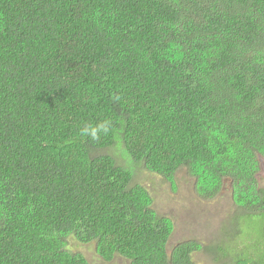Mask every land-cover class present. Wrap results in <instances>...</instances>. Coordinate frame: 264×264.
Segmentation results:
<instances>
[{
    "label": "trees",
    "instance_id": "1",
    "mask_svg": "<svg viewBox=\"0 0 264 264\" xmlns=\"http://www.w3.org/2000/svg\"><path fill=\"white\" fill-rule=\"evenodd\" d=\"M262 160L264 0H0V264H91L71 237L196 264L137 167L205 200L228 183L236 248L209 249L264 264Z\"/></svg>",
    "mask_w": 264,
    "mask_h": 264
},
{
    "label": "rangeland",
    "instance_id": "2",
    "mask_svg": "<svg viewBox=\"0 0 264 264\" xmlns=\"http://www.w3.org/2000/svg\"><path fill=\"white\" fill-rule=\"evenodd\" d=\"M258 179L260 185L264 187V160L261 161ZM135 182L144 185L149 190L153 197V208L173 220L174 231L169 239V251L180 241L197 239L207 249L195 253L196 264L233 263L231 255L221 258L220 262L216 261L214 258L219 255L209 249L213 248L214 244L224 241L228 247L236 248L237 242L232 237L227 235L225 237L224 233L226 226H232L229 222L235 218L236 214L228 183L216 198L205 200L196 193L194 178L189 176L185 169L177 172L176 183L172 185L161 176L143 167H137ZM240 228L244 234L254 233L251 224L241 223ZM238 239L239 237L237 241ZM240 242L242 240L239 239L238 244ZM68 246L72 251L82 253L91 264H129V261L120 255L110 261H105L96 252L95 244L82 243L74 237L70 238ZM239 246L241 248L243 245Z\"/></svg>",
    "mask_w": 264,
    "mask_h": 264
}]
</instances>
